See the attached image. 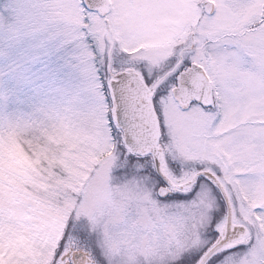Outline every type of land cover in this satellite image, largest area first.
<instances>
[{"label":"snow or ice","instance_id":"1","mask_svg":"<svg viewBox=\"0 0 264 264\" xmlns=\"http://www.w3.org/2000/svg\"><path fill=\"white\" fill-rule=\"evenodd\" d=\"M39 7L88 78L85 107L52 116L83 130L99 121L97 147L61 176L41 174L12 156L22 123L0 125V264H45L37 239L60 222L47 264H110L97 225L111 212L135 231L113 192L132 183L138 222L168 226L173 264H264V0ZM109 146L110 166L90 162ZM181 232L195 246L182 249Z\"/></svg>","mask_w":264,"mask_h":264},{"label":"rangeland","instance_id":"2","mask_svg":"<svg viewBox=\"0 0 264 264\" xmlns=\"http://www.w3.org/2000/svg\"><path fill=\"white\" fill-rule=\"evenodd\" d=\"M47 2L0 0V125L40 121L46 116L82 110L90 99L79 49L62 25L42 14L39 5ZM98 127L99 121H93L87 130L64 124L48 137V145L40 148L29 144L26 149L16 139L12 156L18 166L61 176L85 150L97 147L94 138ZM110 150V146L98 149L99 154L90 162L109 166L110 158L106 156ZM131 208L125 219L135 228L134 232L126 231L112 213L101 225L108 250L135 238L139 222L135 207ZM152 225L145 223L143 231L151 235L156 231ZM63 226V222L54 223L37 239L36 256L44 259L45 264Z\"/></svg>","mask_w":264,"mask_h":264},{"label":"clouds","instance_id":"3","mask_svg":"<svg viewBox=\"0 0 264 264\" xmlns=\"http://www.w3.org/2000/svg\"><path fill=\"white\" fill-rule=\"evenodd\" d=\"M61 126L59 120L46 116L40 121L22 123L15 138L26 149L29 143L34 148H40L48 145V137L55 134ZM144 226L143 221L139 222L135 238L115 249V258L110 260V264H173L175 257L169 250L168 226L163 222L152 225L156 231L151 235L143 231ZM179 242L184 250L196 244L187 232L180 233ZM109 253L111 256L113 250L109 249Z\"/></svg>","mask_w":264,"mask_h":264},{"label":"flooded vegetation","instance_id":"4","mask_svg":"<svg viewBox=\"0 0 264 264\" xmlns=\"http://www.w3.org/2000/svg\"><path fill=\"white\" fill-rule=\"evenodd\" d=\"M112 162V161H111ZM130 187V189H132V190H136V185H135V183H132V184H130V185H128V188ZM114 189H116V187H114ZM114 250V252H115V248L113 249ZM115 258V253H112V255H111V259H114Z\"/></svg>","mask_w":264,"mask_h":264}]
</instances>
